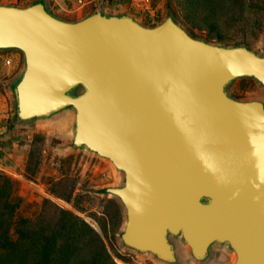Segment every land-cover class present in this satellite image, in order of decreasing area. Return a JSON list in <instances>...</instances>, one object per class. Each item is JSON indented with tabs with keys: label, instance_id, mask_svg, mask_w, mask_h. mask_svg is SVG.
<instances>
[{
	"label": "water",
	"instance_id": "obj_1",
	"mask_svg": "<svg viewBox=\"0 0 264 264\" xmlns=\"http://www.w3.org/2000/svg\"><path fill=\"white\" fill-rule=\"evenodd\" d=\"M2 48L23 54L15 118L72 109L71 146L123 174L104 192L124 208L125 246L175 263L180 236L198 262L227 243L231 264H264V105L226 91L242 76L264 86V55L196 39L169 15L66 21L41 1L0 4Z\"/></svg>",
	"mask_w": 264,
	"mask_h": 264
},
{
	"label": "rangeland",
	"instance_id": "obj_2",
	"mask_svg": "<svg viewBox=\"0 0 264 264\" xmlns=\"http://www.w3.org/2000/svg\"><path fill=\"white\" fill-rule=\"evenodd\" d=\"M32 1L0 0V4L21 7ZM40 1L51 14L66 21L100 11L128 14L144 26H154L172 15L174 21L196 39L225 47L246 46L264 55V0L220 1L217 26L211 30H208L210 27L197 26L204 13L193 17L183 0ZM202 9L208 8L202 6ZM7 60H11L10 63ZM22 67L20 50L0 49V174L11 181L13 196L18 202L10 230L14 237L15 231L20 229H42L47 234L53 233L55 229L52 228L57 227L61 216L59 210H68L99 235L115 264L232 262L233 254L220 245H213L207 258L198 262L180 236H170L176 248L178 261L175 263L125 246L120 240L125 221L124 208L118 198L104 192L107 187L121 185L123 174L106 158L71 146L72 109L66 108L49 118L29 122L15 118L12 88ZM226 91L235 99H255L264 105V86L252 77L235 78L226 86ZM20 219L26 223L14 229Z\"/></svg>",
	"mask_w": 264,
	"mask_h": 264
},
{
	"label": "trees",
	"instance_id": "obj_3",
	"mask_svg": "<svg viewBox=\"0 0 264 264\" xmlns=\"http://www.w3.org/2000/svg\"><path fill=\"white\" fill-rule=\"evenodd\" d=\"M38 1L40 0L31 3ZM183 1L193 17L204 13L202 21L197 23L199 28L205 26L211 30L217 26L216 16L219 15L217 8L225 0ZM202 6L208 9H202ZM46 9L51 13L48 8ZM79 90L80 88H77L76 91ZM12 189L11 181L0 174V264H115L99 235L68 210H59L61 216L57 221V227L52 228L55 229L53 233L47 234L42 229H20L14 230V237L10 230L18 202L13 196ZM24 223L25 220H18L14 224V229L15 226L21 227Z\"/></svg>",
	"mask_w": 264,
	"mask_h": 264
},
{
	"label": "flooded vegetation",
	"instance_id": "obj_4",
	"mask_svg": "<svg viewBox=\"0 0 264 264\" xmlns=\"http://www.w3.org/2000/svg\"><path fill=\"white\" fill-rule=\"evenodd\" d=\"M203 201V200H202ZM240 205V204H239ZM238 205V207H240ZM243 208H245V206H243ZM213 245H220V246H225L232 254H233V259H232V262L234 261V258H235V254H234V252H233V250L228 246V244L227 243H213V244H211L210 246H209V248H208V251H209V253H210V248L213 246ZM209 253H208V255H209ZM205 260V259H204ZM231 262V263H232ZM230 263V264H231Z\"/></svg>",
	"mask_w": 264,
	"mask_h": 264
},
{
	"label": "built area",
	"instance_id": "obj_5",
	"mask_svg": "<svg viewBox=\"0 0 264 264\" xmlns=\"http://www.w3.org/2000/svg\"><path fill=\"white\" fill-rule=\"evenodd\" d=\"M79 1H81V0H79ZM10 61H11V60H7V63H10Z\"/></svg>",
	"mask_w": 264,
	"mask_h": 264
}]
</instances>
